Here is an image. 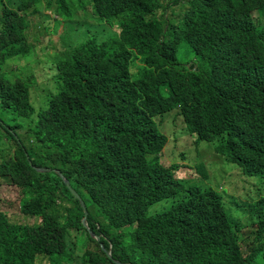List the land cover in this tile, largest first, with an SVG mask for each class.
Masks as SVG:
<instances>
[{
    "label": "trees",
    "instance_id": "1",
    "mask_svg": "<svg viewBox=\"0 0 264 264\" xmlns=\"http://www.w3.org/2000/svg\"><path fill=\"white\" fill-rule=\"evenodd\" d=\"M0 4V203L22 217L0 210V264H264V0ZM44 11L64 24L53 54L26 37ZM43 56L35 96L11 60ZM173 130L193 143L194 184L179 155L160 159Z\"/></svg>",
    "mask_w": 264,
    "mask_h": 264
},
{
    "label": "rangeland",
    "instance_id": "2",
    "mask_svg": "<svg viewBox=\"0 0 264 264\" xmlns=\"http://www.w3.org/2000/svg\"><path fill=\"white\" fill-rule=\"evenodd\" d=\"M1 5V4H0ZM256 16V13L253 14ZM47 16L48 18H46ZM55 14L49 13L47 11H44L41 15H30L26 14L25 19L27 20L28 23V29L26 31V37L29 41H31V44H35L38 42L41 45H46L44 48L46 49V52L48 54H53L54 52H59L61 50L60 43H59V37L65 33L63 31L64 29V24L57 25L55 22ZM116 29V27L114 26ZM79 31H74L71 33L72 37L74 38L76 35H78ZM61 34V35H60ZM43 54H39V57H41ZM45 56V54H44ZM43 56V60L39 64H30V62L33 61V59L29 60H11L13 61V65L11 66V69H15L17 74L22 73L23 76H33L34 81L36 82L35 85L33 86V94L35 96H40L39 93L45 89L46 82L49 79V74H50V68L47 66L48 63H52V56L48 57L45 61V58ZM190 55L187 54L183 49L178 53V59L183 62V63H188L190 62ZM37 59V58H36ZM35 60V59H34ZM11 70L8 71L10 74ZM31 74V75H30ZM43 105V104H39ZM37 108L39 107L38 105L35 104ZM174 131V137L170 138L169 142L167 143V150L162 151V162L165 163V165L170 164V162H173L174 159H177L178 155L180 156V169L181 172L177 171L175 174L180 178L184 179L185 177L189 176L188 180L184 182V185L187 183L189 184H194L196 182L195 174L193 169L189 166V162L187 159L194 158L195 154L193 151V143L191 142V139L187 135L181 134L177 130ZM171 132V131H170ZM169 132V133H170ZM168 133V134H169ZM183 151H188L190 156L186 157V160L184 161L181 157V155L185 154ZM212 156H207V159L205 158V161L207 164L212 163L213 168H212V174H217L218 172L221 171V174L225 175V168H221L222 161L216 157L213 153H211ZM227 168V167H226ZM60 172V171H59ZM0 183H4L3 181H0ZM236 185H239V183L235 182ZM240 186V185H239ZM228 188V186H227ZM219 187V191H220ZM231 190H233L231 188ZM230 188L226 191L227 194H231L232 191ZM234 191V190H233ZM1 194L5 197H8L10 194L15 195V192L10 188L6 187L4 189L1 188ZM17 200L14 199L12 202H16ZM13 205H9L8 203H0V210L4 211L6 215H8L9 219L13 222H17L20 219L22 220V217L20 215H15V210L17 208V205L15 203H12ZM85 205V204H84ZM164 206V203H157L155 206L152 207V211L154 210H160ZM13 207V209H12ZM16 207V208H15ZM86 208V207H85ZM87 211V210H86ZM156 212V211H155ZM233 214L235 217L240 216V212L236 209L233 210ZM24 222H32V219L25 220ZM72 242L73 239H70ZM83 244V242H82ZM82 246L81 243H78V245L74 246L78 247ZM71 248V249H73ZM90 248L94 249V245L91 244ZM97 251V248L94 249ZM73 254H78V250L74 251ZM75 258V257H74ZM60 264H67L63 261L60 262ZM72 264H82L81 258L77 259L75 263Z\"/></svg>",
    "mask_w": 264,
    "mask_h": 264
},
{
    "label": "water",
    "instance_id": "3",
    "mask_svg": "<svg viewBox=\"0 0 264 264\" xmlns=\"http://www.w3.org/2000/svg\"><path fill=\"white\" fill-rule=\"evenodd\" d=\"M192 68V67H190ZM37 171H44L43 169H38L36 168ZM46 171H49V170H46ZM54 173L57 174L61 179L62 181L64 182L66 188L70 191V193L72 194V196L78 200L81 208H82V211H83V217L81 219V223L82 225L87 228V224H86V217H87V211H86V208H85V205H84V202L82 201V199L80 198V196L71 188L69 182L66 180V178L63 177V175L58 171V170H54ZM90 233V236L92 238H94L96 241H99V237L96 236L94 233L92 232H89ZM108 257H110V254L108 253ZM120 264V263H118Z\"/></svg>",
    "mask_w": 264,
    "mask_h": 264
},
{
    "label": "clouds",
    "instance_id": "4",
    "mask_svg": "<svg viewBox=\"0 0 264 264\" xmlns=\"http://www.w3.org/2000/svg\"><path fill=\"white\" fill-rule=\"evenodd\" d=\"M163 151V150H162ZM162 151L159 153L160 159H161V155H162ZM81 207V206H80ZM82 209V208H81ZM110 254V253H109ZM121 264V263H120Z\"/></svg>",
    "mask_w": 264,
    "mask_h": 264
}]
</instances>
